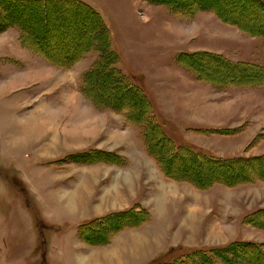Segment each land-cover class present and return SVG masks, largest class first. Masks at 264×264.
<instances>
[{
	"label": "rangeland",
	"instance_id": "obj_1",
	"mask_svg": "<svg viewBox=\"0 0 264 264\" xmlns=\"http://www.w3.org/2000/svg\"><path fill=\"white\" fill-rule=\"evenodd\" d=\"M76 1L102 16L121 57L116 66L147 92L176 145L219 157L264 153V88L221 91L177 64L181 54L197 52L264 66L262 38L208 11L174 16L145 0ZM180 1L189 8L204 0ZM205 1L220 5L230 19L264 25V11L251 0ZM37 6H9L2 18L24 21L27 33L16 25L0 32V264L166 263L191 249L237 240L264 243V230L243 224L246 214L264 208V186L203 191L165 176L146 152L139 126L81 93L84 75L107 56L103 45L95 44L70 69L31 49L34 39L43 53L69 60L85 40L86 16ZM193 60L213 77L245 74L208 55ZM102 91L115 93L109 85ZM132 100L124 94L119 104ZM210 128L237 130L225 136L197 132ZM95 151L115 153L127 163L72 158ZM183 159L174 162L172 176L191 175L202 184L224 176ZM254 164L230 169L236 171L232 179L264 177V162ZM132 207L147 209L153 223L117 233L101 250L78 239L82 224Z\"/></svg>",
	"mask_w": 264,
	"mask_h": 264
},
{
	"label": "trees",
	"instance_id": "obj_2",
	"mask_svg": "<svg viewBox=\"0 0 264 264\" xmlns=\"http://www.w3.org/2000/svg\"><path fill=\"white\" fill-rule=\"evenodd\" d=\"M145 1L157 6L167 7L174 16L188 15L190 17H195L200 12H212L217 15L219 19L231 25L238 26L239 29H242L250 35L253 34L264 40V25L251 22H249V24H243L239 20L230 19L225 15V12L220 5L212 6L211 2L209 3L205 0L202 2L200 1L189 8L186 3L183 4L184 7L180 0ZM251 2L257 4L261 10L264 11V0H251ZM46 5H49V7L58 6L66 9L68 13L69 10H71L86 16L89 23L84 30L85 40L80 47L77 48L75 54L66 61H58L53 57L48 56L46 53H43V49L36 44L34 39L33 43L35 45H31V49L44 56L54 66L70 69L78 60L82 59L95 44L103 45L104 51L101 48H99V50H102L101 52L103 56H107L84 75V82L83 85H81V93L83 96L92 99L93 103L98 106V108H106L115 111L124 117L126 123L139 126L141 128V136L146 152L154 159L165 176L176 182L190 184L198 190L203 191L210 190L217 185L232 188L246 184L264 182L263 176L234 180L232 177L236 171H230V169L232 170L236 166L241 168L243 165H253L258 161L264 162V156L223 158L207 152L196 151L190 146H179L175 144L174 140L165 132L163 126L158 122L154 114L153 104L150 101L147 92L133 82L131 77L125 75L121 69L116 66L117 63L121 62V57L119 53L112 49L110 32L108 28L104 26L102 16L91 9L88 5L76 0H0V7L2 10L0 18L3 21L2 18L5 17L6 9H8L9 6L17 8L21 6L25 8L44 6V8H49L46 7ZM15 25L27 33V24L24 21H18L13 18L9 21L4 20L3 24H0V32L6 31L10 27H15ZM250 32H252V34ZM106 37L107 39L104 40L103 38ZM101 39H103L104 42L100 43L99 41ZM39 48L41 50H39ZM203 55L214 57L215 59L220 60L224 67L241 70L244 71L245 74L228 73L227 75L214 77L207 75L204 73V69H200L193 60L195 57ZM177 64L194 75L196 80L211 84L221 91L231 88H264V66L255 63L232 62L218 55L187 52L178 56ZM104 85H109L114 89L115 93L113 96H105L102 91ZM124 94H128L133 99L132 102L119 104L120 97ZM236 130L237 129H234L230 132L231 130L227 129H209L204 131L199 130L197 132H204V134L206 133L205 135H208L207 133H218L225 136L227 135L226 133L234 135L233 133ZM77 157H80L77 161L82 160L89 164L105 163L109 165H126L127 163L126 159L117 156L115 153L104 151H95L91 154L82 153L75 155L72 158L75 159ZM95 158L97 159L95 160ZM183 158H186L193 164H197V166L215 170L214 172L222 171L224 176H216L213 181L205 184H202V182L194 176L190 177L191 175L182 174L172 176L170 169L174 165V162ZM184 160L185 159L181 162H184ZM151 217L152 216L147 209L142 207H137L136 209L135 207H132L126 211L114 212L108 216L97 217L90 222L82 224L78 230V235L80 240L88 246L105 247L110 245L113 237H115L117 233L128 229L140 228L149 223ZM120 218H127V220L131 222V225H126V221L120 220ZM260 218H264V209L246 216L244 218V223L254 228L264 230V223L259 221ZM158 260L159 259L153 261L152 264H264V244L251 241H234L224 246L191 249L166 263H159Z\"/></svg>",
	"mask_w": 264,
	"mask_h": 264
},
{
	"label": "crops",
	"instance_id": "obj_3",
	"mask_svg": "<svg viewBox=\"0 0 264 264\" xmlns=\"http://www.w3.org/2000/svg\"><path fill=\"white\" fill-rule=\"evenodd\" d=\"M6 125H8V128H11V127H9V124H6ZM201 128H204V127H201ZM201 128H198V129H201ZM207 128H209V127H207ZM210 129H216V128H210ZM217 129H220V128H217ZM2 130V129H1ZM5 130V129H4ZM2 133H4V131H2ZM222 136H224V135H222ZM10 139H8V142L10 143ZM4 146V145H3ZM215 155V154H214ZM243 155V154H242ZM242 155H239V156H237V157H246V158H249V157H258V156H264V153H262V154H257V155H244V156H242ZM220 157H223V158H233V157H236V156H233V157H225V156H220ZM219 186V185H218ZM259 186H264V182H257V183H253V184H246V185H242V186H240V187H238V188H242V187H244V188H254V187H259ZM223 187V186H222ZM264 208H259L258 210H255V211H253V212H250V213H248V214H246L244 217H243V219L246 217V216H248V215H251V214H253V213H255V212H257V211H259V210H263ZM72 210V209H71ZM74 210V209H73ZM83 219L86 221V220H88L87 218L85 219V217H83ZM80 220V221H83L84 222V220ZM242 219V218H241ZM242 219V220H243ZM153 220H154V217H153V215H152V217H151V220H150V222L149 223H147V225L148 224H152L153 223ZM243 224L245 225V223H244V221H243ZM146 224L144 225V226H142V227H140V228H137V229H128V230H125L123 233H125V232H129V231H135V230H141V229H143L144 227H146L147 226ZM250 227H252V226H250ZM252 228H254V227H252ZM256 229V228H255ZM258 229V228H257ZM258 230H261V229H258ZM122 233V234H123ZM77 236H78V239L80 240V238H79V235L77 234ZM83 244H84V242L82 241V240H80ZM237 241H243V240H237ZM232 242H234V241H232ZM232 242H230V243H232ZM251 242H256V243H261V244H264L263 242H260V241H251ZM112 244V243H111ZM85 245H86V243H85ZM228 245V244H227ZM87 246V245H86ZM224 246V245H223ZM109 247V246H108ZM211 247H213V246H211ZM210 247V248H211ZM98 248H100V249H98ZM98 248H95V249H97V250H101L102 249V247H98ZM103 248H106V247H103ZM206 248H209V247H206ZM96 254V253H95ZM90 258H92V257H90Z\"/></svg>",
	"mask_w": 264,
	"mask_h": 264
}]
</instances>
